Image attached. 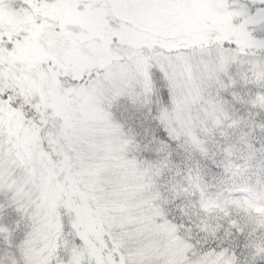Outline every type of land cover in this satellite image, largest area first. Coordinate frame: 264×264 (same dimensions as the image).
Masks as SVG:
<instances>
[{
    "label": "snow or ice",
    "instance_id": "obj_1",
    "mask_svg": "<svg viewBox=\"0 0 264 264\" xmlns=\"http://www.w3.org/2000/svg\"><path fill=\"white\" fill-rule=\"evenodd\" d=\"M76 2L0 0V264H264V0H160L188 27L144 50L107 121L55 145L33 88L97 78L63 75L55 17ZM216 6L227 39L194 27Z\"/></svg>",
    "mask_w": 264,
    "mask_h": 264
},
{
    "label": "rangeland",
    "instance_id": "obj_2",
    "mask_svg": "<svg viewBox=\"0 0 264 264\" xmlns=\"http://www.w3.org/2000/svg\"><path fill=\"white\" fill-rule=\"evenodd\" d=\"M125 1L127 2L124 3ZM157 1L122 0L125 7L123 10H120L117 4L109 6L113 8L111 12L105 9L101 12L94 8L90 9V14L85 12L80 1L65 6L61 14L64 17L61 18L65 20L66 30L63 37L66 38L61 40L59 46L63 60L61 65L63 75L69 77L72 69L77 67L83 71L81 76L86 73H97V78L90 81L89 86L85 88L87 91L83 87L80 89L66 87L68 81L66 79L62 81L57 77L51 81L42 80L41 85L44 88L49 86L47 96L37 91L39 85L33 88L41 97L44 108L49 107L52 111L50 115L61 122L59 131H55L53 127L52 132L45 135L51 144L60 145L64 142L70 145L81 134H87L92 125L107 121L109 116L98 106L106 103L110 97H117L124 90L131 89L125 71L133 72L130 67L134 66L140 71V68L147 64L145 49L151 51L160 39L175 37L188 27V20L177 16L173 9ZM102 2L103 0L99 5H103ZM203 21H208L211 28L205 26ZM75 24L81 31V33L78 31L80 34L78 38L83 37L84 40H91L90 42L77 43L71 40L72 36L65 35L66 31H74ZM222 25L224 27H221ZM194 27L203 31L215 28L227 39L231 17L221 6L210 7L200 12ZM141 74L146 77V72ZM134 79L136 77H131V80ZM40 131L38 128L35 131L27 127L23 129V143L30 153L42 154ZM71 133L74 136L70 137Z\"/></svg>",
    "mask_w": 264,
    "mask_h": 264
},
{
    "label": "trees",
    "instance_id": "obj_3",
    "mask_svg": "<svg viewBox=\"0 0 264 264\" xmlns=\"http://www.w3.org/2000/svg\"><path fill=\"white\" fill-rule=\"evenodd\" d=\"M92 4H93V1H90ZM107 2V3H106ZM127 1H125L124 3H126ZM157 2H160V0H158ZM103 4H105L106 6H111V5H116L119 4V7L120 10H123L125 7H124V4L122 3V0H103L102 2ZM123 4V5H122ZM65 29V28H64ZM224 37V35H223ZM227 37V36H226ZM65 38V37H63ZM62 38V39H63ZM225 39V38H224ZM154 47V46H153ZM148 49V48H147ZM131 69H133V72H128V71H125L126 75H127V82H129V85H130V88L133 89V82L135 81L134 80H131V77H136V74L138 71V68L137 67H130ZM55 77V75L52 76L51 80H53V78ZM50 80V81H51ZM61 80V79H60ZM39 89L37 90L40 94H45L46 96L48 95V91H49V86L48 87H43L41 84L39 85ZM111 96V95H110ZM119 96L117 97H110L109 100L106 102V103H101V105L98 106L99 109H101L102 112H104L105 114H107L109 116V109L111 108V106L113 105V103L115 102V100L118 98ZM103 100V99H102ZM45 109H50L49 107H45ZM60 118V117H59ZM58 118H54V116H49V121H55L57 120ZM55 128V131H59L60 128H56L55 125L53 126ZM67 130V129H66ZM52 132V131H50ZM75 133V131H74ZM70 137L74 136V134L71 135L69 134Z\"/></svg>",
    "mask_w": 264,
    "mask_h": 264
}]
</instances>
